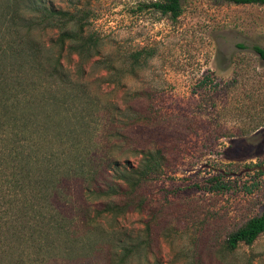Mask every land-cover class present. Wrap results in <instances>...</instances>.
Returning <instances> with one entry per match:
<instances>
[{"label":"rangeland","instance_id":"obj_1","mask_svg":"<svg viewBox=\"0 0 264 264\" xmlns=\"http://www.w3.org/2000/svg\"><path fill=\"white\" fill-rule=\"evenodd\" d=\"M44 1L83 11L102 53L150 54L119 86L100 84L101 66L90 68L87 84L100 85L98 100L111 104V124L101 113L99 126L104 134L109 124L119 163L134 166V148L161 156L160 175L144 181L130 211L102 220L115 228L111 244L56 264H112L118 246L137 241L144 251L126 264H264V232L232 253L222 247L229 232L264 211V62L250 49L264 48V6L186 0L171 20L139 11L150 0ZM54 37L48 31L42 39Z\"/></svg>","mask_w":264,"mask_h":264},{"label":"trees","instance_id":"obj_2","mask_svg":"<svg viewBox=\"0 0 264 264\" xmlns=\"http://www.w3.org/2000/svg\"><path fill=\"white\" fill-rule=\"evenodd\" d=\"M184 1L150 0L138 9L175 20ZM223 1L264 6V0ZM86 23L83 11L54 9L44 0H0V264L93 256L115 237L114 226L102 220L123 218L144 181L161 173L157 150L134 148L128 153L138 157L136 164L119 163L123 152L116 155L111 146V104L98 100L100 85L94 91L87 84L90 68L101 66L100 84L119 86L150 54H104ZM48 31L55 37L44 41ZM250 49L264 62V48ZM101 113L109 121L104 134ZM210 183L223 189L218 177ZM263 232L264 211L229 232L223 250L249 246ZM143 245L123 243L111 263L139 258Z\"/></svg>","mask_w":264,"mask_h":264}]
</instances>
